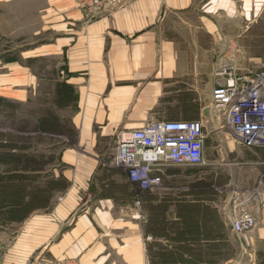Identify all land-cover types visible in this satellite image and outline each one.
I'll return each instance as SVG.
<instances>
[{
  "label": "crops",
  "instance_id": "1",
  "mask_svg": "<svg viewBox=\"0 0 264 264\" xmlns=\"http://www.w3.org/2000/svg\"><path fill=\"white\" fill-rule=\"evenodd\" d=\"M45 6L32 34L49 32L50 39L20 52V59L56 58L57 76L44 79L9 59L0 96L23 101L33 83L50 81L55 104L70 110L50 120L66 122L72 136H62V166L55 177L62 188L17 220L16 235L2 243L0 264H62L73 258L80 264H145L138 185L110 162L116 134L177 121L182 111L171 110L170 91L204 83L214 88L224 57L240 72L259 69L264 0H116L95 14L82 10L78 0H49ZM214 119L210 105L192 120ZM215 133L216 141L239 150L221 131ZM260 253L264 247L256 263Z\"/></svg>",
  "mask_w": 264,
  "mask_h": 264
},
{
  "label": "rangeland",
  "instance_id": "2",
  "mask_svg": "<svg viewBox=\"0 0 264 264\" xmlns=\"http://www.w3.org/2000/svg\"><path fill=\"white\" fill-rule=\"evenodd\" d=\"M48 1L0 0L1 76L6 74L3 66L9 59L31 66L44 79L57 76L53 73L56 58L20 59V52L50 39L49 32L37 37L32 34L40 27L38 10ZM82 2L78 0V5L85 11ZM48 80L33 83L31 94L23 101L0 96V250L4 239L16 235L21 224L17 220L63 186L55 177H60L62 166V136L70 139L72 132L66 122H54L50 117L68 115L70 110L55 104ZM212 89L204 83L196 90L187 85L170 91L171 110L182 111L177 121L195 119L201 108L212 105ZM172 99L182 102L176 105ZM218 127V119L204 123L205 167H168L153 174L157 183L151 191L135 188L145 264L256 263L257 253L264 247V231L259 232L264 228V150L228 149L215 140ZM110 162L116 164L113 155ZM254 199L259 200L255 228L243 236L233 233L225 218L230 206L241 200L256 205Z\"/></svg>",
  "mask_w": 264,
  "mask_h": 264
},
{
  "label": "built area",
  "instance_id": "3",
  "mask_svg": "<svg viewBox=\"0 0 264 264\" xmlns=\"http://www.w3.org/2000/svg\"><path fill=\"white\" fill-rule=\"evenodd\" d=\"M116 0H83L87 13L107 10ZM211 106L220 120L221 131L231 142L246 150H264V63L257 70L240 72L226 57L216 71ZM204 122L153 121L141 128L120 130L115 137V162L127 178L142 190L152 189L154 173L168 167L200 168L205 158ZM246 200L234 202L226 219L233 233L243 236L256 226V206ZM254 206V207H253ZM62 264H80L68 259Z\"/></svg>",
  "mask_w": 264,
  "mask_h": 264
},
{
  "label": "trees",
  "instance_id": "4",
  "mask_svg": "<svg viewBox=\"0 0 264 264\" xmlns=\"http://www.w3.org/2000/svg\"><path fill=\"white\" fill-rule=\"evenodd\" d=\"M258 257H260L261 260L258 261L256 264H264V253H260V254H258Z\"/></svg>",
  "mask_w": 264,
  "mask_h": 264
}]
</instances>
